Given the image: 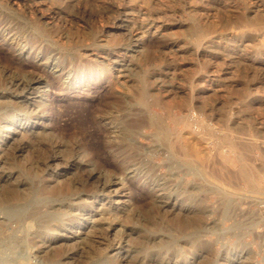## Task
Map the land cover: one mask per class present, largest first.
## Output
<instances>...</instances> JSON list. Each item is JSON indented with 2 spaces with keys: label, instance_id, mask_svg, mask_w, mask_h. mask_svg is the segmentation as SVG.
Wrapping results in <instances>:
<instances>
[{
  "label": "rangeland",
  "instance_id": "obj_1",
  "mask_svg": "<svg viewBox=\"0 0 264 264\" xmlns=\"http://www.w3.org/2000/svg\"><path fill=\"white\" fill-rule=\"evenodd\" d=\"M0 264H264V0H0Z\"/></svg>",
  "mask_w": 264,
  "mask_h": 264
},
{
  "label": "bare ground",
  "instance_id": "obj_2",
  "mask_svg": "<svg viewBox=\"0 0 264 264\" xmlns=\"http://www.w3.org/2000/svg\"><path fill=\"white\" fill-rule=\"evenodd\" d=\"M147 94V93H146ZM145 94V95H146ZM193 117L191 116V115H189L188 116V118H187V120H186V124H188L189 126H191V127H193L194 128V126H196L198 123H197V121H191V120H193L192 119ZM194 130V129H193ZM128 138V137H127ZM240 175H242V176H240L241 178L243 177V179H244V181H246V182H248V183H252L253 182V178H252V176L248 173V171L242 166L241 168H240ZM255 184V183H254ZM13 205V204H12ZM14 206V205H13Z\"/></svg>",
  "mask_w": 264,
  "mask_h": 264
}]
</instances>
